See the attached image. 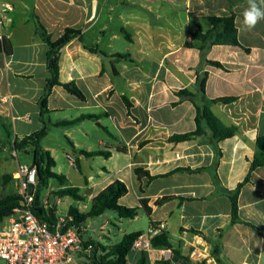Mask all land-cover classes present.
<instances>
[{"label": "crops", "instance_id": "0c3cea01", "mask_svg": "<svg viewBox=\"0 0 264 264\" xmlns=\"http://www.w3.org/2000/svg\"><path fill=\"white\" fill-rule=\"evenodd\" d=\"M4 4L11 10L0 31V176L14 177L20 165L33 164L30 150L24 153L32 161H19L14 142L46 125L41 144L56 162L54 171L87 198L74 208L88 213L119 180L128 188L119 203L138 209L135 218H125L131 222L127 230L124 217L117 212L118 220L110 211L98 216L111 219L100 228L91 231L96 217L81 226L84 240L100 255L125 235L147 236L155 228L151 238L166 232L173 248H144L136 241L129 264H138L144 254L148 264H264V237L247 224L264 225V167L253 171L239 196L243 222L232 223L230 199L264 135V20L252 30L243 26L248 0H0ZM231 13L242 47L215 45L207 59L223 68L201 64L200 50L186 44L200 45L192 34L211 28L210 17ZM39 26L53 41L68 28L82 32V40L73 39L60 52L59 81L74 82L85 99L55 86L44 115L40 101L50 77L49 47ZM226 97L237 100L211 102ZM207 103L226 126L238 128L236 135L218 142L203 122L200 135L173 142V136L197 130V107ZM84 115L94 118L58 125ZM60 188H51L44 199ZM55 210L56 220L63 217Z\"/></svg>", "mask_w": 264, "mask_h": 264}, {"label": "trees", "instance_id": "16d2710c", "mask_svg": "<svg viewBox=\"0 0 264 264\" xmlns=\"http://www.w3.org/2000/svg\"><path fill=\"white\" fill-rule=\"evenodd\" d=\"M211 28L206 31L198 29L192 34L193 41H200V45H196L194 42L186 44L188 48H197L201 53V64L210 65L218 68H223V65L219 62L211 61L207 59L208 51L215 45H242L239 42L238 29L235 24V14L231 13L228 16L222 17H210L209 18ZM39 34L41 38L47 43L49 50L47 53V65L50 73V77L47 80L45 93L40 101L42 113L48 110L49 96L52 89L55 86H63L70 94L77 96L80 99H85L84 93L77 87L74 82L62 84L59 81V62L60 52L63 47L70 43L73 39L79 38L82 40V32L76 29L68 28L65 33L58 39L53 41L52 37L46 32V30L39 26ZM130 38V37H129ZM247 52L250 49L244 48ZM89 50L95 53H101L98 48L89 47ZM116 57L124 58L125 55L118 54ZM206 85V76L201 80V89L204 91ZM184 95H191L189 92H183ZM193 96V95H191ZM237 98L226 97L221 99H215L211 102L231 104L235 102ZM94 118L92 115H84L74 121H64L58 123L60 126H70L76 124L83 119ZM197 130L193 133L185 135H175L171 138L173 142L187 141L193 136L200 135L203 132L202 123L206 122L213 133L215 140L218 142L232 138L236 135L238 128L236 126H226L209 108L208 103L203 107H197ZM48 134V128L45 125L41 130L27 136L23 139H16L14 142V149L17 152H29L33 155V165L37 168L39 184L35 193V201L33 204V212L42 221H46L50 224H54L56 221L55 208L53 210L46 209L44 205L43 191L48 189L51 181H57L61 188L54 192V195L58 198L65 196L72 197L76 201L84 202L86 197L81 193L79 187L72 186L68 178L63 174H58L54 171L56 162L51 153L42 147V140ZM257 153L255 154L253 161L251 162L248 175L238 186L231 192L230 199L232 204V223L243 222L239 216V196L245 185L251 182L252 173L259 167H264V135L259 136L256 140ZM87 156L104 155L108 156L106 152L87 153ZM179 171L195 172L191 169H179ZM137 174H143L142 169H136ZM144 175L150 179H154L149 172H144ZM4 184L14 183V177L6 174L0 176ZM128 193L126 184L122 181H116L115 184L110 186L104 191L96 200L95 205L88 213H80L78 209L71 207L69 209V216L74 218V221L70 225L81 227L86 224L91 218L98 217L106 211H116L120 216L124 218H135L138 215L137 208H129L119 203L120 199ZM22 197L15 191L8 193L5 196L0 197V222L6 218L12 216L15 210L21 207ZM250 227L256 230L264 237V225L261 227L247 223ZM142 236V233H133L125 235L121 242L113 246L111 249L106 250L103 255H98L99 249L95 246L94 262L96 264H129L127 256L132 250L136 241ZM151 248H173L170 236L166 232H162L159 235L153 237L150 241ZM178 252L174 251V258ZM138 264H148L147 256L144 254Z\"/></svg>", "mask_w": 264, "mask_h": 264}, {"label": "built area", "instance_id": "2783aa9c", "mask_svg": "<svg viewBox=\"0 0 264 264\" xmlns=\"http://www.w3.org/2000/svg\"><path fill=\"white\" fill-rule=\"evenodd\" d=\"M9 10V4L0 6V31ZM3 38L0 33V39ZM38 184L37 168L33 164L20 165L14 175L13 187L22 197L21 207L1 222L0 260L6 264H96L95 246L84 240L81 227L70 225L73 217H59L50 224L35 215L33 204ZM31 187H34L33 193H30ZM44 205L46 209L53 208L47 202ZM155 232L156 229L151 228L147 236H141L137 240L138 246L151 247Z\"/></svg>", "mask_w": 264, "mask_h": 264}, {"label": "rangeland", "instance_id": "374dc122", "mask_svg": "<svg viewBox=\"0 0 264 264\" xmlns=\"http://www.w3.org/2000/svg\"><path fill=\"white\" fill-rule=\"evenodd\" d=\"M120 51L125 52V46L124 45H119L118 46ZM18 159L20 162L22 163H30L32 161V157L31 155H27L24 152H19L18 153ZM60 161L63 163H68L66 157L64 155H60ZM59 185V183L57 181H51L50 183V187L49 189H45L43 191V197L47 198L49 197L50 193H51V188L52 190H55V188H57ZM11 191H13V187L12 184H4L3 187H0V197L7 195L8 193H10ZM44 201H46L47 203H49L50 205H52L54 208H56L57 206V210H58V215L60 216H67L69 209L73 206V207H79L80 206V202H77L75 199H73L72 197L66 196L60 199L59 202H57V198L55 195L51 196L50 198H48L47 200L43 199ZM57 204V205H56ZM110 213L119 220V215L116 211H110ZM105 220H111L109 216H104V218H99L96 217L94 219H92L90 222L93 223V227H91V231L94 229H98L100 228V224L102 223V221ZM115 221V219H114ZM130 219H125L124 218V224L122 225L123 229H126L130 227ZM1 226V223H0ZM100 232V231H99ZM94 236V235H93ZM122 238V237H120ZM117 239V242H119L121 239ZM94 240L97 242L98 241V237L94 236ZM0 264H6L4 261L0 260Z\"/></svg>", "mask_w": 264, "mask_h": 264}, {"label": "clouds", "instance_id": "9594fccd", "mask_svg": "<svg viewBox=\"0 0 264 264\" xmlns=\"http://www.w3.org/2000/svg\"><path fill=\"white\" fill-rule=\"evenodd\" d=\"M264 20V0H248V7L243 12V26L252 30Z\"/></svg>", "mask_w": 264, "mask_h": 264}, {"label": "water", "instance_id": "95a60500", "mask_svg": "<svg viewBox=\"0 0 264 264\" xmlns=\"http://www.w3.org/2000/svg\"><path fill=\"white\" fill-rule=\"evenodd\" d=\"M33 188H34V187H31L30 193H33Z\"/></svg>", "mask_w": 264, "mask_h": 264}]
</instances>
